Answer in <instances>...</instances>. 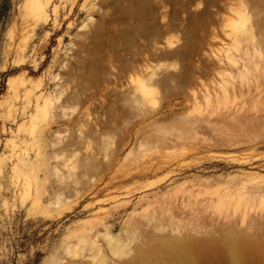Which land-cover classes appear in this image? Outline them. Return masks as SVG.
<instances>
[{"label": "rangeland", "instance_id": "obj_1", "mask_svg": "<svg viewBox=\"0 0 264 264\" xmlns=\"http://www.w3.org/2000/svg\"><path fill=\"white\" fill-rule=\"evenodd\" d=\"M232 241L264 264V0H0V264Z\"/></svg>", "mask_w": 264, "mask_h": 264}, {"label": "bare ground", "instance_id": "obj_2", "mask_svg": "<svg viewBox=\"0 0 264 264\" xmlns=\"http://www.w3.org/2000/svg\"><path fill=\"white\" fill-rule=\"evenodd\" d=\"M93 102H94V101H93ZM95 102H96V101H95ZM80 118L82 119L81 121H83V118H82V117H79L78 119L76 118L77 121L80 120ZM239 118L241 119V117H239ZM72 119H73V117H72ZM240 119H239V120H240ZM243 119L245 120V117H244ZM248 119H250V120H248ZM236 120H238V119H236ZM247 120H248V122H247ZM255 120H256V122H257V119H256V118H255ZM249 121H252V122L249 123ZM78 122H80V121H78ZM237 122H239V121H237ZM240 122H242L243 124H246V125H249V124L251 125V123H252V124H255V123H256V122L253 121V119H251V118H246V121H242V120H241ZM240 122H239V123H240ZM69 123H70V122H69ZM247 123H248V124H247ZM61 124H62V123H61ZM74 124H76V121H74ZM77 124H78V123H77ZM77 124H76V125H77ZM239 125L242 127V124H239ZM68 126H69V125H68ZM72 126H73V128L75 127V125H73V123H72ZM77 126H78V125H77ZM80 126H81V125H80ZM243 127H245V126H243ZM60 130H61V129H60ZM60 130L58 131L57 134H60ZM68 130H69V128H68ZM69 131H70V130H69ZM72 131H73V130H72ZM57 134H56V135H57ZM56 135H55L54 137H56ZM54 137H53V138H54ZM58 138H59V136H58ZM54 140H55V142H57L58 139H54ZM54 140L52 139V142L50 141L51 143H53V144L50 143V145H51V149L53 148L52 145H54V143H55V142H53ZM56 144H57V143H56ZM56 144H55V145H56ZM55 145H54V146H55ZM56 146H59V142H58V145H56ZM60 146H61V145H60ZM64 147L67 148L66 146H63V148H64ZM49 148H50V147H49ZM59 148H60V147H59ZM63 148H62V147L60 148V149H61V152H63V150H64V151H68V150H69L68 148H67L66 150H65V148H64V149H63ZM60 149H57V151L60 150ZM50 152H53V150L50 151ZM53 153L56 154L55 151H54ZM58 153H59V154H58ZM58 153H57V154H58L59 156L62 155V154H60L59 151H58ZM65 153H66V152H64V154H65ZM68 153H70V150H69ZM68 153H66L67 155H66V154H65V155L68 156ZM57 154H56V155H57ZM64 154H63L62 157H65ZM50 155H51V154H50ZM52 155H53V154H52ZM56 155H54L53 158H55ZM59 156H58V158H61V157H59ZM69 156H70V155H69ZM69 156H68V157H69ZM92 157H93V156H92ZM92 157H91V158H92ZM94 157L96 158V155H94ZM65 158H66V157H65ZM48 159H49V158H48ZM93 159H94V158H93ZM50 160L52 161V157L50 158ZM58 160H60V159H58ZM53 161H54V160H53ZM112 165H113V163H112ZM110 166H111V165H110ZM53 168H54V167H53ZM54 169H55V168H54ZM56 169H57V168H56ZM57 173H58V172H56V175H55V176H56L57 178H59L60 176H59ZM53 174H55V171H54ZM57 175H58V176H57ZM55 176H54V177H55ZM56 177H55V179H56ZM60 179H61V178H60ZM56 180H57V179H56ZM56 180H55V181H56ZM57 182H58V181H57ZM55 183H56V182H55ZM58 183H59V182H58ZM50 186H51V185H50ZM51 187H52V186H51ZM50 191H52V190H50ZM52 192H53V191H52ZM52 194H53V193H52ZM53 199H54V198L51 197V198H50V201L53 202ZM53 203H55V202H53ZM55 204H56V203H55ZM51 205H52V204H51ZM54 206H57V204L54 205ZM230 245H231V249H232V259H233L234 263L238 264V261H239V259H240V248H239V247H240V246H239L240 243H239L238 241H232V243H231ZM181 248L184 250V249H185V245L181 246ZM181 258H182L183 260H185L186 262H190V261L188 260V258H186L185 256H182Z\"/></svg>", "mask_w": 264, "mask_h": 264}]
</instances>
